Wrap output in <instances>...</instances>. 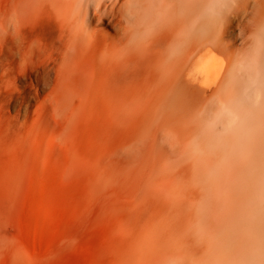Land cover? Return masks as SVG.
Instances as JSON below:
<instances>
[{
    "label": "rangeland",
    "instance_id": "obj_1",
    "mask_svg": "<svg viewBox=\"0 0 264 264\" xmlns=\"http://www.w3.org/2000/svg\"><path fill=\"white\" fill-rule=\"evenodd\" d=\"M263 16L0 0V264H264Z\"/></svg>",
    "mask_w": 264,
    "mask_h": 264
},
{
    "label": "bare ground",
    "instance_id": "obj_2",
    "mask_svg": "<svg viewBox=\"0 0 264 264\" xmlns=\"http://www.w3.org/2000/svg\"><path fill=\"white\" fill-rule=\"evenodd\" d=\"M264 17V16H263ZM259 21V19H258ZM184 22V20H182V23ZM183 39H180L179 42L182 44L184 43V41H182ZM184 56V50L183 48L181 49V53L180 55L176 56V61L177 62H180L181 66H183L184 64V59L185 57ZM212 67H213V56H211L210 58L208 57L207 59H202L201 60V70L204 71V72H210L212 71ZM241 106H242V102H240Z\"/></svg>",
    "mask_w": 264,
    "mask_h": 264
}]
</instances>
